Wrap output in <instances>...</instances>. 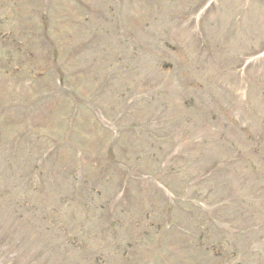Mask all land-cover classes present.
<instances>
[{
    "label": "rangeland",
    "instance_id": "1",
    "mask_svg": "<svg viewBox=\"0 0 264 264\" xmlns=\"http://www.w3.org/2000/svg\"><path fill=\"white\" fill-rule=\"evenodd\" d=\"M0 264H264V0H0Z\"/></svg>",
    "mask_w": 264,
    "mask_h": 264
}]
</instances>
